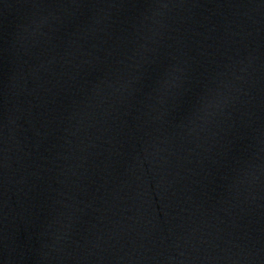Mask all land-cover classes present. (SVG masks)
<instances>
[{"label":"water","instance_id":"water-1","mask_svg":"<svg viewBox=\"0 0 264 264\" xmlns=\"http://www.w3.org/2000/svg\"><path fill=\"white\" fill-rule=\"evenodd\" d=\"M0 264H156L66 128L0 0Z\"/></svg>","mask_w":264,"mask_h":264}]
</instances>
